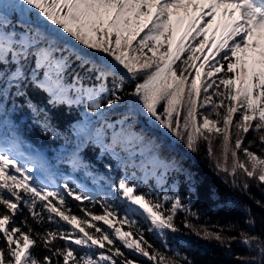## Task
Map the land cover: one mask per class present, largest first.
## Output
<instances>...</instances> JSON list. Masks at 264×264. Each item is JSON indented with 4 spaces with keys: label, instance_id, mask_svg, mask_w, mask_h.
I'll list each match as a JSON object with an SVG mask.
<instances>
[{
    "label": "snow or ice",
    "instance_id": "6c2138e0",
    "mask_svg": "<svg viewBox=\"0 0 264 264\" xmlns=\"http://www.w3.org/2000/svg\"><path fill=\"white\" fill-rule=\"evenodd\" d=\"M29 88L50 107L83 109L61 162L82 170L95 191L75 181L70 187V176L58 184L42 157L21 151L9 127V101L15 107L23 98L49 127L47 110L31 100ZM121 105L126 112L110 121ZM137 116L191 152L203 144L233 187L264 185V0H0V130L9 129L0 131V264H193L165 254V234L180 231L181 212L192 234L230 249L235 236L193 225L188 217L198 214L163 189L176 164L136 130ZM250 132L259 152L251 150L256 140L245 146ZM90 145L123 170L119 180L89 170L82 152ZM133 180H155L163 194L140 192ZM68 198L82 202L80 215ZM245 223L255 226L252 218ZM146 231L158 235L165 251ZM239 235L256 254L236 259L264 264V238Z\"/></svg>",
    "mask_w": 264,
    "mask_h": 264
},
{
    "label": "trees",
    "instance_id": "16d2710c",
    "mask_svg": "<svg viewBox=\"0 0 264 264\" xmlns=\"http://www.w3.org/2000/svg\"><path fill=\"white\" fill-rule=\"evenodd\" d=\"M73 68L75 69L76 66L73 65ZM76 70L83 75V70ZM69 75H71V71ZM130 88L131 83H125V90L128 91ZM28 96L34 103L47 110L49 127L45 129L41 126V123L38 122L41 118L33 116L29 109L24 106L23 98L15 101V107L9 101V127L11 133H14L19 139L20 145L25 148L26 155L36 151L42 152L47 166L55 173L58 184L64 183L63 177L70 176L72 178L68 181L70 187H76V183L83 182L86 185H91L95 190L96 186L92 184L90 178L84 176L82 170L73 172L66 163L61 162L63 156L73 148L72 137L70 136L71 125L82 119L83 109L66 106L50 107L45 103L46 96L31 88L28 89ZM126 110L124 105L114 109L109 114V120L120 119ZM132 122L137 131L143 132L156 142L162 158L175 162L176 168L169 170L165 175L163 189L167 190L169 195H179L182 201L190 206L192 212L198 214L194 217L189 216L188 220L196 226H206L212 230L223 229V235L236 237L235 240L231 241L230 249L221 246L216 241H205L184 227L183 221L186 214L181 212L175 218L180 231L177 233L166 232L165 234L169 246L165 254L172 256L173 253H179L181 256H187L191 259L193 264H244L236 257L255 255L254 251H249L241 242L239 233L243 230L249 235H260L264 238V185L257 186L256 181L250 180L247 191H244L242 187H233L231 178L224 173H218L209 161L203 144L200 146V150L194 153L187 150L182 143L168 135L164 130L150 122L146 123L145 118L137 116ZM0 131L7 134L9 129ZM249 140H256L251 150L259 152V141L254 133L250 132L246 136L245 146ZM216 147L218 148V144ZM82 156L91 165L89 170L94 174L111 177L113 181L119 180L124 174L114 160L107 155L101 156L99 149L94 146L90 145L85 148ZM140 159V157H136V162L139 163ZM105 165H110L111 171ZM34 171L40 174L38 170ZM131 171L134 169H129V173ZM139 175L140 173L137 172V176ZM243 180L244 178L239 176L237 183L242 184ZM132 182L140 184V192L152 191L154 194L157 192L163 194V191L157 187L155 180H149L146 185L139 180ZM256 201H260V203L257 204ZM68 203L71 210L80 215L78 204L82 202H75L68 198ZM88 206L91 207V205ZM95 211L100 212L98 205L95 207ZM21 215L26 216V210ZM249 218L255 220L254 227L245 223ZM16 219L19 221L20 216H17ZM29 223L32 222L29 221ZM141 226L147 228L143 221H141ZM145 235L158 249L165 251L158 235L147 231ZM36 254L43 255L44 253L36 249ZM141 264L144 262L141 261Z\"/></svg>",
    "mask_w": 264,
    "mask_h": 264
},
{
    "label": "rangeland",
    "instance_id": "374dc122",
    "mask_svg": "<svg viewBox=\"0 0 264 264\" xmlns=\"http://www.w3.org/2000/svg\"><path fill=\"white\" fill-rule=\"evenodd\" d=\"M36 155H39L40 157H43L42 155L37 154V153H34V154H33V156H36ZM31 156H32V155H31ZM80 184H83V185L85 186V188L94 191V188H93L91 185H86V184H84L83 182H81Z\"/></svg>",
    "mask_w": 264,
    "mask_h": 264
}]
</instances>
